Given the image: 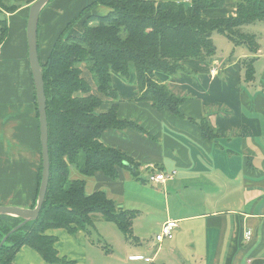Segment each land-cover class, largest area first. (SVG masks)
<instances>
[{
    "label": "crops",
    "instance_id": "crops-1",
    "mask_svg": "<svg viewBox=\"0 0 264 264\" xmlns=\"http://www.w3.org/2000/svg\"><path fill=\"white\" fill-rule=\"evenodd\" d=\"M35 1L2 0L17 11H0V20L8 26L0 44V206L22 209H32L35 203L42 161L27 40L29 10ZM154 1L189 5L192 0ZM236 1L226 0L229 8L205 9L202 17L236 16L232 6ZM93 2L54 0L43 9L38 24L42 64L65 22ZM100 7L92 13L101 15ZM249 30L259 37L257 53L231 43L230 55H216L211 64L191 59L183 62L188 72L158 76L172 93L185 99L184 119L138 101L134 70L130 85L113 75L119 120L136 122L143 131L107 130L102 139L125 152L137 169L133 173L122 168L117 181L102 172L89 179L95 181L92 193L107 190L121 211L138 212L132 239L113 223L120 236L101 229L100 236L110 246L100 251L83 230L74 235L64 229L49 230L46 235L57 239L60 258L74 264H264V37ZM248 58L252 79L245 75L250 66L244 68L241 62ZM102 98L105 104L99 112L106 113L115 101ZM203 119L214 131V139L202 135L197 123ZM151 166L176 175L166 184H150ZM167 220L178 224L174 238L158 242L156 235ZM13 264L48 263L25 245Z\"/></svg>",
    "mask_w": 264,
    "mask_h": 264
},
{
    "label": "trees",
    "instance_id": "trees-1",
    "mask_svg": "<svg viewBox=\"0 0 264 264\" xmlns=\"http://www.w3.org/2000/svg\"><path fill=\"white\" fill-rule=\"evenodd\" d=\"M97 6L110 11L104 15L92 13ZM232 6L237 10L236 16L210 19L202 17L203 10L229 8L226 0H192L189 5L154 0H94L67 24L44 64L38 43L49 125L50 183L38 220L10 234L23 221L0 216V244L10 234L0 248V264H13L25 245L40 253L48 264H74L59 257L57 239L46 232L64 229L74 235L83 230L92 241L98 215L132 239L133 220L138 212L121 211L105 191L88 194L85 180L102 172L108 180L117 181L122 168L133 173L137 169L125 152L107 146L102 139L107 130L143 131L136 122L119 120L118 94L112 77L115 74L128 79L133 69L138 101L150 102L158 112L184 119L181 108L185 99L172 93L159 75L188 72L183 62L191 59L211 64L217 55L213 34H221L234 46L248 48L252 53L260 50L259 37L244 29L264 23L263 1L237 0ZM0 11L15 13L17 8L0 0ZM77 22L82 25L81 33L64 36ZM7 34L6 20H0V44ZM251 61L248 58L241 62L244 68L250 66L245 75L252 79ZM83 65L96 92L83 75ZM34 96L38 111L36 92ZM102 96L115 101L106 113L99 112L105 104ZM197 124L205 138H215L207 120ZM39 168L32 209L39 197L42 161ZM73 170L82 177L73 178Z\"/></svg>",
    "mask_w": 264,
    "mask_h": 264
},
{
    "label": "water",
    "instance_id": "water-1",
    "mask_svg": "<svg viewBox=\"0 0 264 264\" xmlns=\"http://www.w3.org/2000/svg\"><path fill=\"white\" fill-rule=\"evenodd\" d=\"M53 0H36L30 7V14L27 21V40L30 68H32L33 83L35 84V92L37 97V109L39 111L41 154H42V179L38 193V201L33 209L5 207L0 206V216H13L21 219L23 222L13 229L10 234L24 227L25 224L38 220L42 206L46 199L50 178V153H49V125L46 111L45 82L43 80V68L40 64L38 54V31L39 19L43 9ZM8 234L0 244V248L7 242Z\"/></svg>",
    "mask_w": 264,
    "mask_h": 264
},
{
    "label": "rangeland",
    "instance_id": "rangeland-1",
    "mask_svg": "<svg viewBox=\"0 0 264 264\" xmlns=\"http://www.w3.org/2000/svg\"><path fill=\"white\" fill-rule=\"evenodd\" d=\"M99 9V13L101 15H104L106 13H108L110 11V9H107L106 7L102 8H98ZM0 19H3L2 17ZM73 20V19H72ZM71 19H69L68 21H72ZM68 21H66L68 23ZM65 22V24H66ZM63 27H67V25H65ZM66 27L63 29L65 30ZM251 30H255L259 36H263L264 37V23H259L258 25L256 26H247L244 31L245 32H250V29ZM82 25L77 22L75 26L71 27V28H68V30L65 32V35L64 36H76V35H79L82 31ZM214 37H213V42H214V45L216 46V48L218 49L217 51V55L219 57V55H222V54H225V53H228L227 55H230L229 52H227L230 48H231V42L223 35L221 34H213ZM83 68V75L84 77L91 83V85L93 86L94 89H96V86H95V83L92 81V77L90 75V73L88 72V69L83 65L82 66ZM133 69H132V72H131V76L133 74ZM121 80H123V83L126 84V85H130L131 83V77L128 78V79H124L122 77H120ZM134 82L136 83V80H134ZM73 177L75 175V177L77 179H80L82 176L79 175L78 173H76L75 170H73ZM74 177V178H75ZM85 180L88 183V186H87V193L88 194H91L92 191H93V186L95 184V181H93L92 179H89V178H85ZM106 193L107 190H105ZM109 194V193H108ZM95 223H96V229L94 230V232L92 233V235L90 236V238L92 239V243H95L96 247L100 249V251H105V247L108 246L109 244V240L107 242H105V240L100 236V234L102 233V230L101 229H104L108 234L111 232L113 237H115L116 235L118 236L119 235V231L118 229L116 228V226L113 224V223H107V222H104L101 218V216H96L95 218ZM99 231V232H98ZM100 233V234H99ZM120 236V235H119ZM112 237V238H113ZM115 241V240H114ZM110 246V244H109ZM120 250V249H118Z\"/></svg>",
    "mask_w": 264,
    "mask_h": 264
},
{
    "label": "built area",
    "instance_id": "built-area-1",
    "mask_svg": "<svg viewBox=\"0 0 264 264\" xmlns=\"http://www.w3.org/2000/svg\"><path fill=\"white\" fill-rule=\"evenodd\" d=\"M213 73H215V71H213ZM175 175L176 172H172L171 174H164L160 171H157L154 166H151L147 175V179L150 184H166V182L173 180ZM177 228L178 224L176 221L167 220V222L162 225L159 234L156 235V241L163 242L167 239H173L174 232ZM251 236L252 233L248 232L247 238H250ZM145 261L150 262L151 260L146 258Z\"/></svg>",
    "mask_w": 264,
    "mask_h": 264
}]
</instances>
